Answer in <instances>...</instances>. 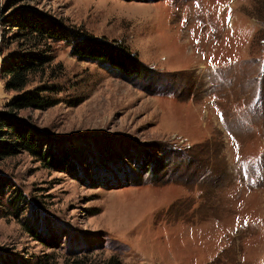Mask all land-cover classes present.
<instances>
[{"label": "rangeland", "instance_id": "rangeland-1", "mask_svg": "<svg viewBox=\"0 0 264 264\" xmlns=\"http://www.w3.org/2000/svg\"><path fill=\"white\" fill-rule=\"evenodd\" d=\"M23 2L147 70L126 78L50 42L24 90L55 103L17 115L74 162L0 159L6 194L23 197L18 218L0 217V258L264 264V0ZM14 95L0 75V110Z\"/></svg>", "mask_w": 264, "mask_h": 264}, {"label": "trees", "instance_id": "trees-1", "mask_svg": "<svg viewBox=\"0 0 264 264\" xmlns=\"http://www.w3.org/2000/svg\"><path fill=\"white\" fill-rule=\"evenodd\" d=\"M23 1L7 0L0 6V47L14 44V48L1 58L0 75L3 78V89L15 92L3 105L5 109L0 110V159L26 152L47 166L66 168L74 162L71 159L72 152L62 148L57 151L50 149L47 145L48 139L29 121L17 115L21 110L43 109L55 103L53 99L40 93L41 89L24 90L29 76L45 74V67L52 58L50 42H62L68 46L69 54L77 60L95 63L108 72L126 78L141 76L147 67L123 44L93 36L79 27L66 25L46 11ZM3 178L0 175V217L12 215L18 218L13 209L22 202L23 197L19 192L10 196L6 194V181ZM23 226L30 235L39 236L33 225L25 222ZM0 264L29 263L5 257L0 258ZM32 264L53 263L44 259ZM62 264L87 263L86 259L72 257L64 260ZM105 264H119V261L109 258Z\"/></svg>", "mask_w": 264, "mask_h": 264}]
</instances>
